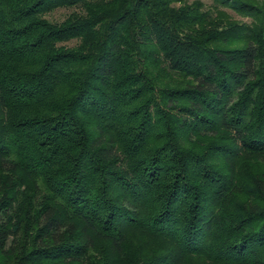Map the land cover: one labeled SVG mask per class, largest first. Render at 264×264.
<instances>
[{"label":"trees","instance_id":"16d2710c","mask_svg":"<svg viewBox=\"0 0 264 264\" xmlns=\"http://www.w3.org/2000/svg\"><path fill=\"white\" fill-rule=\"evenodd\" d=\"M215 7L0 0V264H264V26Z\"/></svg>","mask_w":264,"mask_h":264},{"label":"rangeland","instance_id":"374dc122","mask_svg":"<svg viewBox=\"0 0 264 264\" xmlns=\"http://www.w3.org/2000/svg\"><path fill=\"white\" fill-rule=\"evenodd\" d=\"M183 1L192 2L194 0H175V3L177 5L181 4ZM205 2L207 7H215L219 8L221 11V14H228L230 18L233 19V21H236L237 23H244L246 25L256 23L258 26L262 27L264 26V0H202ZM75 7H59L49 13L46 14L48 18H51L53 20H62L64 19L69 12H71ZM213 10V9H212ZM226 14H225V13ZM213 14L216 15V12L213 11ZM77 42V39H72L68 44H75ZM243 41H231L228 45L231 46H241L243 45ZM264 47V46H263ZM128 237L133 242L139 244H144L149 240V242L156 244L159 241L164 242L165 246H169L167 242H165L164 239L157 237V238H149L146 240V237L143 235V232L138 231L136 228L130 229L128 231ZM147 242V244L149 243ZM104 243L103 240H99V243L97 245L98 248H100V244ZM105 245V244H103ZM154 246V245H153ZM186 264H217L214 262H210L207 260H204L201 257L198 256H191L189 259H186ZM184 262V263H185Z\"/></svg>","mask_w":264,"mask_h":264}]
</instances>
